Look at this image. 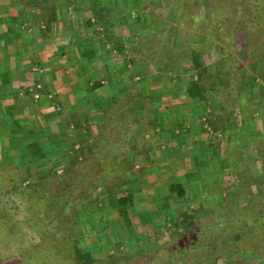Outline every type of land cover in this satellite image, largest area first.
<instances>
[{"label": "trees", "instance_id": "1", "mask_svg": "<svg viewBox=\"0 0 264 264\" xmlns=\"http://www.w3.org/2000/svg\"><path fill=\"white\" fill-rule=\"evenodd\" d=\"M168 3L171 9L169 16L171 24H165L166 22L161 20V22H158L160 24L158 30L155 25L144 24L143 26V28L145 26L146 28L150 27V32L153 34L152 41L155 45L152 49L148 48L151 54L146 58L149 61L148 64L157 71V74H163L174 72L171 65L174 63L173 61H176L175 64L178 62L180 76H177L178 78L175 80L176 90H171L172 97L174 99L179 98L177 97L179 93L185 90L186 101L189 102L191 107L204 104L217 108L222 105V108H225L226 103L229 104L235 100L234 104L232 103V112L227 113L226 118L215 116V119L213 115L209 114L207 120L212 126L213 133L218 131L227 135L230 138L231 145L241 147L240 153H242V149L246 145L248 146L249 142H252L251 140L254 137L256 138L260 132L251 129L246 135L243 129L247 128L248 120L243 121L237 117L233 119L234 113L236 114L238 111L241 113L246 112L247 107L249 108L250 105L246 101L241 102L240 99H242L243 93L238 94L240 99L235 95L238 80L240 81L245 74L244 66L239 64L234 57H232V60L219 57L211 64L206 63V52L197 47V44L199 36H203L206 40H209V36L192 31L197 24H210L207 16L204 17L200 13V5L204 3L203 0H168ZM208 6V10H211L210 13H213L215 19L213 29L216 31L218 29L220 31L225 30L226 27L231 29V33L226 34L225 32L224 37L231 42L233 53L236 52L238 29L251 35L252 41L248 54H252L255 47L258 50L264 48V0H210ZM161 25L165 26L162 28L164 31L162 34L159 33ZM176 27L185 29L179 44H175L174 39L170 37V30ZM202 27L204 28V26ZM222 39L223 36H221ZM136 66L139 69L136 67L134 71H141V65L136 64ZM252 69L255 73L257 72V76L264 80V56H258L254 60ZM187 73L190 74L189 80L184 79V75ZM129 79L132 80L131 74ZM139 84L141 86V83ZM250 85L253 86V84ZM128 87L131 88V92L136 89V87ZM124 89L125 92H123L126 96L123 99L134 100L136 94H129L127 86ZM123 92L120 91V93ZM136 92L141 102L130 105L126 101L128 105L126 110L118 113L115 118L107 122L99 139L94 140L92 143H83L84 147L80 149V154L84 158L81 157V162H77V159L71 162L69 158L72 155L68 154L67 148L63 150L62 156L60 153L64 161V171L60 175L53 169L43 171L39 169L45 163L47 157L38 142H28V139H24L23 141L12 142L9 146L10 150L2 149L6 151L5 158H3L8 159L9 157L7 161H12L10 165L17 163L15 165L16 169L25 168L24 172L26 174L24 180L20 181L19 184H12L10 189L5 191L9 195H15L20 193L22 188L31 190V198L38 196L36 200H34V197V201L31 200V205H29V210L34 212V216L29 217L27 224L31 228L33 227L35 233L41 236L47 246L56 250L59 254L62 252L61 247L70 245L72 247L70 259L72 258L74 264H96L94 253L90 249L91 246L88 243L86 245L84 233L82 232V239L77 237L81 230L78 225L81 220L90 221L92 217L96 219L97 215H100L98 221L96 220L99 222L104 217V215H101L107 210L104 207V200L95 196L96 191L102 184L106 185L108 196L116 199L115 212L122 223V228L130 229L133 226L132 210H134L137 202L136 187L134 188L137 181L135 172H139V170L134 171L135 165L132 163V155L139 149L138 138L141 127L147 120L146 110L148 111L150 108L149 117L152 123H155L157 120L155 114L162 109L160 105L162 99L152 97V91H142V88L137 87ZM121 97L112 96L107 103L101 106L100 110L107 113L115 103L122 101ZM218 97L221 102H219ZM149 100L155 102L153 109L147 106ZM220 103L221 105H218ZM185 105L187 104L172 106L182 107L184 112ZM18 106L21 107L20 104L13 105L8 111L17 109ZM257 107H259L258 104L251 106L250 111L253 113ZM182 113L180 118H177L178 121L164 122L163 119L162 123H158L161 132L171 138L177 137L176 132L178 129H184L183 123H188L190 117L186 114L183 117ZM80 138H78L79 141H81ZM248 138L251 139L248 141ZM67 142L72 146L78 141L76 138L74 140L70 138ZM219 145L215 144L214 147L216 156L220 155ZM85 147L88 149V153L84 152ZM152 150L148 146L144 151L145 164L157 165L160 160L157 154L158 150L155 151L156 155ZM12 151H15V154H12ZM17 151H20V154H17ZM238 160L239 164L240 158L233 162L236 163ZM233 162H230V159L226 161V159L219 158L221 171L231 167ZM143 167L146 168V166ZM116 169L120 170L119 174L113 177L112 175L115 174ZM243 171L238 175L241 182L234 187V192L231 193L234 200L228 208L218 209L216 206L224 205V202H227L226 199L224 200L219 195L217 199L209 200L207 190L203 189L202 192L205 197L203 204L205 206L193 214L190 213L189 208L182 214H176L170 208L167 202L168 199L173 198L182 202H190L191 200L188 195V186L184 182L178 179L171 181L166 189L168 193L161 198L164 202L161 203L160 209L172 212V217L177 216L174 222L179 236L172 238L169 243L155 248L152 253L146 254V256L142 253H136L126 258L111 256L110 261L105 264H201L205 260H218L220 258L245 261V259H248L247 254L264 256V166L262 172L256 177L250 175L252 181L246 180L247 171L246 169ZM34 174L38 175L41 181L47 180V178H53V182L56 180L55 183L59 186L57 187V194H53L54 192H51V190H41V193L38 187L46 189L49 181L47 180L44 183L45 187L47 184V187L43 188L42 183L34 181L36 178ZM92 195L94 200L93 203H90ZM55 196L61 200L62 205L59 208L54 207L52 209L51 205ZM216 201L219 203H215ZM99 204L103 206L100 208ZM206 207H210L214 214L217 212V217L206 215V221L202 220L200 212L206 211ZM224 209H227V215L221 213ZM4 217L1 216V219ZM43 221L45 223H42ZM6 224L9 226V233L17 229V224L10 223L9 217ZM19 232L23 233L22 228L19 229ZM116 249L119 250L120 247L118 246ZM58 253L50 252L49 254L57 264H59V261H56L55 258L60 256ZM30 256L29 253L28 256L25 255L22 259L27 261L31 259Z\"/></svg>", "mask_w": 264, "mask_h": 264}, {"label": "rangeland", "instance_id": "2", "mask_svg": "<svg viewBox=\"0 0 264 264\" xmlns=\"http://www.w3.org/2000/svg\"><path fill=\"white\" fill-rule=\"evenodd\" d=\"M59 1L60 0H55L56 3ZM89 1L90 0H85V2ZM203 1L204 3L200 5V13L204 17L207 16L210 24H197L193 27L194 29L192 31L209 36V40H206L203 36H199L197 44V47L206 52V63L211 64V62H215L219 57H224L226 60H232V57H234L239 64L244 66L243 70H245V74L240 81L238 80L235 95L240 99L238 94L243 93L244 95L241 96L242 99H240L241 102L246 101L250 103V105L249 108L247 107L246 112L244 111L241 113L238 111V113H234L233 119L234 117H237L243 121L248 120L249 124L247 128L243 129V132H245L246 135L251 129L260 132L256 138L254 137L253 139V137H251L253 139L251 140L252 142H249L250 144L242 149V153H240L241 147L239 148V146L231 145L230 138H228L227 135L218 131L213 133L212 126L209 124V120H207V115L209 114L213 115L214 118L215 116H224V118H226L225 115L232 112V103L234 104L235 100L229 104L226 103L225 108H222L221 103L218 104L221 105L220 108L204 104L202 106L193 105L191 107L189 102L186 101V93H184L185 90H183L181 93L178 92L179 95L177 97L179 98L174 99V101L179 104H187L185 105L186 109L184 112L182 107H173L169 105V103H166L168 100H171V90H176L175 80H177V76H180L178 73L180 71L179 63L177 62L175 64L176 61H173L174 65L172 64L171 68H174V72L163 74H157V71L155 72L150 64H148L149 61L146 59L147 56H151L149 49H152L155 46L152 41L153 34L150 32V27L146 28L145 26L143 28V26L144 24L155 25L156 28L158 27V30L160 26L158 22H161V20L165 21V24H171L169 18L171 9L168 0H112V2L108 4L107 12H113L114 17L116 18H125V20L120 23L127 27L126 33H123L120 30L121 28H111L109 30L100 29L103 25V22H101L103 17L102 14H105V12L103 10L99 13V7L97 5L91 8V10L95 8V11L93 10L92 13L89 12L88 16L76 12L69 14L70 18H68L66 23L64 22L57 30V37L50 38L53 34L50 33L48 29V33H41L42 37L46 40L45 45L47 42H56L54 43V46L58 50V53H62V56H70L71 48H74L75 52L79 55L80 48L78 40L83 39L87 41L92 40L93 44L91 43V50L97 51L98 49V56H111L113 58H117V56H127L123 62L125 68L128 70L129 78L131 74L132 80L124 76L125 78L123 81L119 79V82L128 83L127 91L129 94H136L134 95L135 99L132 101L128 100V98L123 99L124 96H126L124 91L122 93L121 102L116 103L117 105L110 108L107 113L101 110L103 115L108 116V119L111 117V119H113L118 113L125 111L128 102L130 105L135 102H141L136 92L137 87L142 88V91H144V87L146 89L150 88V91L153 92L151 94L152 97H160V99H162V103L160 104L162 109L155 114L157 117L155 123H152V120L149 117L150 108L148 111L146 110L147 120L142 125L138 138L139 149H137V151H140L141 153H138L137 156H132V163L135 165L134 171H137V169L139 170V172H135L137 181L134 188L136 187L137 202L134 206V210H132L133 226L130 229L122 228V223L115 212L116 199L115 197L108 196L105 184H102L95 193V196L104 200V207L107 209L104 214H101L104 215L103 219L97 222L100 217V215H97L98 217H96V219H93L94 217H92L90 221L81 220L78 224L81 230L77 238L82 239V232L84 233L86 245L88 243L91 246L90 249L94 253L96 264H105L109 262L111 256L126 258L131 257L136 253H142L146 256V254L152 253L155 248L167 244L172 238L179 236L174 222L177 216L172 217V212H166L160 209V206L162 205L161 203L164 202L161 198L168 193L166 189L171 181L178 179L179 181L184 182V184L188 186V195L191 200L190 202H182L181 200L173 198L168 199L167 202L170 208H172L176 214H182L187 208H189L190 213L193 214L205 206L203 204L205 202V197L202 192L203 189L207 190L209 200H215L219 195H221V198H224V200L226 199L228 203L224 202V205H217L216 207L218 209L228 208L229 204H232V201L234 200L231 193L234 192V187L241 182L240 178H238L240 172H244L243 170L246 169V180L248 181H252L250 175L256 177L262 172V167L264 166V80L257 76V72L255 73V71H253L252 64H254V60H256L258 56H264V48L258 50V48L255 47L253 49L254 52L248 54L252 41L251 35L248 32L238 29L236 34V52L233 53L231 50V42L224 37L225 32L226 34L231 33V29L229 27H226L225 30L222 31H220V29H218V31L213 29L215 19L213 18V13H210L211 10H208L210 0ZM129 4H131L130 7ZM47 6H49V4L46 5V8ZM119 10L120 12H116ZM44 14H49V18L52 15L49 12ZM81 17V20H83L82 22L80 20ZM88 22H91V25L88 24ZM96 25L98 26L96 27ZM202 26H204V28ZM164 27L165 26L161 25L159 33L162 34L164 32L162 29ZM183 33H185V29L182 27H176L175 29L172 28L170 30V37L174 39L175 44H179ZM125 34L129 35L126 36ZM109 36L112 38H110L111 40L109 39ZM221 36H223L222 40ZM62 37H64L63 42L61 39ZM123 37H128V45L125 44V42L128 41L123 40ZM210 39H212V41H210ZM119 46L123 47L121 51L118 49ZM51 47L54 49L53 46ZM126 49L128 53H126ZM136 64L141 65V71H134L137 67ZM137 68L139 69V67ZM189 73L184 75V79H190L189 75L191 73ZM139 83H141V86H139ZM250 84H253V86ZM123 86L126 87V85ZM128 86L136 87V89H134L135 91L133 90L131 92V88ZM179 86L181 85L179 84ZM103 96H105V94ZM218 100L221 102L219 97ZM256 104H258L259 107H257L256 111L252 113L250 108ZM147 106L152 108L155 106V102L149 100ZM181 113L183 117L186 115H190V117L188 123H183L184 129H178L176 132L177 137L171 138L162 133L158 123H162L163 119L165 120L164 122H171L176 116V118H180ZM76 119L77 118H73L72 121H76ZM174 121L178 120L176 119ZM197 134H203L204 137L207 138V141L201 144H196L194 140ZM64 135H66L65 142H67L70 135L68 132H65ZM75 138V135L71 137L72 140ZM250 139L248 138V141ZM83 143L84 142H82V147ZM6 144L8 145V143ZM76 144L80 143L76 142L72 146L68 144L67 147L68 154L72 155L69 158L71 162L76 159L77 162H81V157L84 158V156L80 154V151H77ZM207 144L210 148L215 147V144H220L221 146L219 145V148L223 159H226V161L230 159V162H233L237 158H240V163L238 164V160L236 163L233 162L231 167H228L224 171L219 172L216 169V171L213 172L212 166L213 168H217V165L212 161L210 163L212 166L208 164L210 166V171H205L206 167L202 168L200 164H203L205 161L204 159L207 158V154L205 152L197 154L202 150L197 148H205L208 146ZM148 146L150 149H153L152 151L155 155V151L158 150L157 154H160L159 151H162L165 152L162 154L167 156V161H173L172 165H170L169 162L166 164L164 163L163 170L161 169L163 173H157V171L153 169H158L159 164H145L144 151ZM3 148L4 147H0V264H57L52 260V257L49 256V254L50 252H56V254L58 252L47 246L41 236L35 233L33 227L31 228V226L27 224L29 217L34 216V212L29 210V205H31V200H33L34 197V200H36L38 196L36 195L31 198V190H24L22 188L20 193L15 195H9L7 194V191H5L10 189L12 184H19L20 181L24 180L26 174L24 172L25 168L20 167L16 169L15 165L17 163H15V165H10L12 161H7L9 160V157L8 159H4L6 151L2 150ZM211 151L213 150L211 149ZM14 152L12 151L11 153L15 154ZM84 152L88 153L86 147ZM173 157H176L177 159H173ZM212 159L213 153L211 160ZM194 162L197 163V167L193 165ZM138 163H140L139 167H137ZM143 166H146V168L144 169ZM243 166L245 167L243 168ZM63 168L64 166L61 170H63ZM39 169L42 170L43 168L39 167ZM202 169H204V174L201 173ZM63 171L57 173L60 175ZM119 171V169H116L115 174L112 176H117ZM34 176H36L34 181L42 183V186H44L43 188L47 187V184L45 187L44 183L47 182V180L49 181L46 189H41L40 186L38 187L41 193V190H51V192H54L53 194H57L56 191L59 186L55 183L56 180L53 182V178H47V180L45 179L41 181L38 175L34 174ZM155 186L158 187L157 190H155ZM93 200L94 196L92 195L90 203H93ZM215 203L219 202L216 201ZM61 205V200L55 196L51 208H59ZM98 206L101 208L103 205L99 204ZM226 210L227 209L222 210L221 213L227 215L228 211ZM216 213H212V209L206 207V211H201L200 216H202V220L206 221V215L217 217ZM1 216L5 217L1 219ZM8 217L10 218V223L17 224V229L12 233L8 232L9 226L6 224V221L8 222ZM44 219L46 218L44 217ZM42 223L45 222L43 221ZM20 228H22L23 233L19 232ZM118 246L120 247L119 250L116 249ZM61 251L60 254L58 253L60 256L56 257L55 260L59 261V264H74L72 258L70 259L72 247L70 245H65L64 247H61ZM29 253L31 259L24 261L22 257L25 255L28 256ZM247 258L248 259H245V261H230L235 262L236 264H264L263 255L247 254ZM223 261L228 262V258H220L212 261L205 260L201 262V264H217V262L220 264L223 263Z\"/></svg>", "mask_w": 264, "mask_h": 264}, {"label": "crops", "instance_id": "3", "mask_svg": "<svg viewBox=\"0 0 264 264\" xmlns=\"http://www.w3.org/2000/svg\"><path fill=\"white\" fill-rule=\"evenodd\" d=\"M111 2L112 0L89 2L60 0L58 3L55 0H0L1 148L10 150L9 146L16 140L28 139V142H38L47 157L45 163L40 166L43 167L42 171L53 169L59 173L63 171L61 169L64 166L61 157L63 150L68 147V143L65 142V132L69 133L70 138L76 136V140L80 143L76 144L77 151L82 148V142L92 143L100 138L104 126L112 118L108 119L107 115H103L101 106L112 96L121 97L120 91L123 92L126 88L123 85H128L127 82H119V79L123 81L124 76L128 77V70L123 62L127 56H117V58L98 56V49L91 50L92 40L84 39L78 40L79 55L74 48H71L70 56H62L54 46L56 42H47V46L45 45L46 40L41 33H48V29L53 34L50 38L57 37V30L70 18L69 14L76 12L88 16L89 12L92 13L95 9L91 10L95 5L99 7V13L103 10L105 12L102 14L103 25L100 29L121 28L120 30L126 33L127 27L121 24L125 18H116L113 12H107L108 4ZM48 12L52 14L50 18L49 14H44ZM111 15L113 16L110 17ZM88 24L91 25V22ZM127 38L123 37V40ZM61 39L63 42L64 37ZM125 44L128 45L129 41ZM122 48V46L118 47L120 51ZM125 51L128 53L127 49ZM150 73L152 74L151 71ZM144 90L149 91L150 88L144 87ZM170 97L171 100H168L167 104L173 106L179 104L172 96ZM19 104L21 107L8 111L13 105ZM116 105L115 103L113 106ZM176 117L174 120L177 119ZM73 118H77L76 121H72ZM79 137L81 141L78 140ZM194 141L196 144H201L207 141V138L203 134H197ZM197 149H202L197 154L200 152L207 154L204 160L208 163L204 161L200 164L202 168L206 167L205 171H210L212 161L217 165V168L212 166V171L216 169L221 171L219 158L223 160V156L220 150V155L216 156L215 148H210L209 145ZM17 152L20 154V151ZM138 153L141 152L137 151L132 156H137ZM159 153L158 169H153L157 173H163V165L169 160L167 161V156L162 154L165 152L159 151ZM173 159L177 158L173 157ZM169 164L172 165L173 161ZM193 165L197 167V163L194 162ZM201 173H205L204 169ZM157 189L158 187H155V190ZM220 264L236 263L228 259V262L223 261Z\"/></svg>", "mask_w": 264, "mask_h": 264}]
</instances>
